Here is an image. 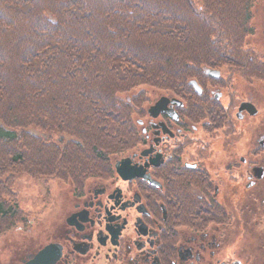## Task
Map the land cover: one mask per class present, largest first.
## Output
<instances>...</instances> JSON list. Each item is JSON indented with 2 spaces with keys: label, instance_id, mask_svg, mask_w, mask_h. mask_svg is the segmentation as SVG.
Instances as JSON below:
<instances>
[{
  "label": "flooded vegetation",
  "instance_id": "1",
  "mask_svg": "<svg viewBox=\"0 0 264 264\" xmlns=\"http://www.w3.org/2000/svg\"><path fill=\"white\" fill-rule=\"evenodd\" d=\"M258 5L242 46L190 80L198 88L146 91L134 147L84 184L62 183L55 221L21 232L7 264H264Z\"/></svg>",
  "mask_w": 264,
  "mask_h": 264
},
{
  "label": "trees",
  "instance_id": "2",
  "mask_svg": "<svg viewBox=\"0 0 264 264\" xmlns=\"http://www.w3.org/2000/svg\"><path fill=\"white\" fill-rule=\"evenodd\" d=\"M259 0H0V237L15 179L73 187L134 147L146 91H184L251 32Z\"/></svg>",
  "mask_w": 264,
  "mask_h": 264
},
{
  "label": "rangeland",
  "instance_id": "3",
  "mask_svg": "<svg viewBox=\"0 0 264 264\" xmlns=\"http://www.w3.org/2000/svg\"><path fill=\"white\" fill-rule=\"evenodd\" d=\"M259 3V2H258ZM259 5L255 8H258ZM144 91H158L149 87H142ZM63 184L58 182L43 183L39 180H34L22 174L15 179L14 192L17 196L18 205L28 214L26 229H14L0 237V262L7 264L9 253L13 252L17 246V241H21L20 233L27 231L41 232L48 227L50 223L55 221L57 208L54 200L56 193L57 203L60 204L62 191L59 190ZM65 192V191H63Z\"/></svg>",
  "mask_w": 264,
  "mask_h": 264
},
{
  "label": "water",
  "instance_id": "4",
  "mask_svg": "<svg viewBox=\"0 0 264 264\" xmlns=\"http://www.w3.org/2000/svg\"><path fill=\"white\" fill-rule=\"evenodd\" d=\"M190 84H191L193 87L198 88V87H197V84H196L195 81H190ZM128 177H130V176H128ZM130 178H131V177H130ZM125 179H126V178H125ZM45 254L50 255V248H49V247H45V248H44L43 250H41L40 253H39V255H42V256H44Z\"/></svg>",
  "mask_w": 264,
  "mask_h": 264
}]
</instances>
